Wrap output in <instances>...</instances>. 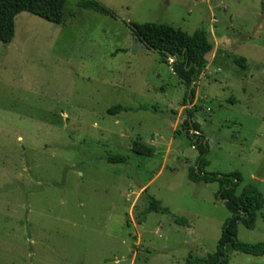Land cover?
Returning <instances> with one entry per match:
<instances>
[{
  "label": "rangeland",
  "instance_id": "1",
  "mask_svg": "<svg viewBox=\"0 0 264 264\" xmlns=\"http://www.w3.org/2000/svg\"><path fill=\"white\" fill-rule=\"evenodd\" d=\"M78 1L62 24L18 13L0 42V264L204 263L230 214L217 183L189 181L198 151L182 122L200 126L206 171H237V192L264 196V0H99L115 18ZM126 21L205 27L206 67L187 87ZM117 104L133 110L108 114ZM148 195L171 213H145ZM238 238L264 241V207Z\"/></svg>",
  "mask_w": 264,
  "mask_h": 264
},
{
  "label": "trees",
  "instance_id": "2",
  "mask_svg": "<svg viewBox=\"0 0 264 264\" xmlns=\"http://www.w3.org/2000/svg\"><path fill=\"white\" fill-rule=\"evenodd\" d=\"M66 0H0V42L12 41L15 32V16L20 12H28L51 23L62 24L64 20V5ZM77 6L115 18L114 13L99 0H79ZM133 31L138 41L148 50L144 41L155 48L160 58L170 62L173 73L190 87L202 70L206 67V55L213 49V41L205 27L196 29L192 34L180 29L161 24H134ZM234 62L241 68H246L244 58L235 57ZM139 109H147L142 105ZM133 110L130 107L115 105L107 110L110 115ZM185 135L191 140V146L198 151L196 162L188 168L187 177L193 183H217L216 199L222 201L229 212V217L221 227V235L216 249L206 255L204 263L193 264H228L230 252H240L252 256H264V241L249 243L238 238V224L242 223L248 229H254L258 212L264 207V196L251 183L238 188L243 182L242 175L237 171L229 173L208 172L206 155L208 145L200 135V126L186 117L182 122ZM191 130L194 133H191ZM142 145H135V150L143 154ZM110 163H126L127 157L122 154H112L106 157ZM147 188L145 189V192ZM145 213L170 214L167 207L160 201L148 195ZM172 221L180 226L188 227V220L184 217L171 215Z\"/></svg>",
  "mask_w": 264,
  "mask_h": 264
},
{
  "label": "water",
  "instance_id": "3",
  "mask_svg": "<svg viewBox=\"0 0 264 264\" xmlns=\"http://www.w3.org/2000/svg\"><path fill=\"white\" fill-rule=\"evenodd\" d=\"M126 24L131 28V30L136 31V27H134L129 21H126ZM144 44H145L148 48H150V50H152V51H156L154 47L148 45L145 41H144ZM169 58L171 59V61H173L172 57H169Z\"/></svg>",
  "mask_w": 264,
  "mask_h": 264
}]
</instances>
